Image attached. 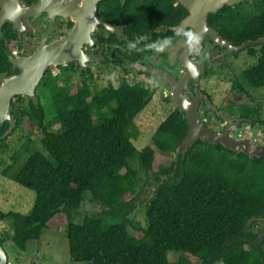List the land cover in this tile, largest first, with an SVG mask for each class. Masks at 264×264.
<instances>
[{
  "label": "trees",
  "instance_id": "1",
  "mask_svg": "<svg viewBox=\"0 0 264 264\" xmlns=\"http://www.w3.org/2000/svg\"><path fill=\"white\" fill-rule=\"evenodd\" d=\"M222 19L223 30L237 31L241 41L264 36V17ZM248 46L256 60L242 76L252 87L264 88V42L259 49ZM11 48L0 36V75L15 70L8 55ZM51 68L38 85L49 99L38 87L32 96L18 94L11 103V120L0 123L1 151L9 146L11 129L24 119L30 133L43 132L42 149L33 151L15 174L17 182L36 192L33 208L27 214L0 209V219L13 227L10 233L0 232L2 245L10 240L25 250L64 213L76 261L264 264V155L201 137L181 149L189 124L184 111L175 107L153 131L152 144L138 148L133 141L139 135L135 118L153 98L152 83L146 86L122 77L117 86L109 82L99 87L93 73L61 64L55 74ZM233 88L237 99L245 91L241 83ZM228 100L230 107L233 101ZM31 143L29 138L13 152L4 175ZM158 152L175 157L154 168ZM87 194L101 208L76 220ZM137 207L145 209V225L130 215ZM172 250L180 252L175 261L168 257Z\"/></svg>",
  "mask_w": 264,
  "mask_h": 264
},
{
  "label": "flooded vegetation",
  "instance_id": "2",
  "mask_svg": "<svg viewBox=\"0 0 264 264\" xmlns=\"http://www.w3.org/2000/svg\"><path fill=\"white\" fill-rule=\"evenodd\" d=\"M5 1L11 2V0ZM93 2L94 0H12L15 6L11 15L15 17L18 24L14 19L9 18L1 22L0 36L13 46L11 51L14 55H30L41 44H50L56 39L73 37L77 20L82 19L83 32L79 40V48L83 52L80 57L82 60L69 58L63 63L66 68L76 67L78 72L93 73L94 76L107 73L106 76L109 78L114 71L123 74L135 71L140 75L143 74L154 85L155 82L165 81L161 70L178 78L188 71L189 64L194 67L202 65L204 71L200 76L198 88L203 90L211 102V95L201 86V83L212 66L218 63L224 64L227 72H235L232 86L234 83H241L239 76H242L244 69L240 71L234 67L241 59L240 54L244 51L248 53L250 48L248 45L259 49L264 42V39L255 42L264 36L256 40L241 41L243 39L240 33L230 29L223 30L225 25L222 23L224 20L222 18L231 16L245 20L264 17V0H230L216 10L208 12L207 25L215 29L221 39L230 44L229 46L218 44L210 34L206 33L198 46L194 48H190L179 34L180 31L189 28L197 33L198 26L196 22L185 27L181 26L183 19L192 15V10L181 0H95L94 5ZM4 7L0 3V13ZM200 10L201 8L194 7L192 16L199 17L196 15ZM164 38H168L170 43L159 51L155 47L148 46L160 43ZM246 41H253V43L242 49L234 48ZM248 54L253 57L250 53ZM142 67L147 69L140 70ZM148 68L158 70L159 74L149 71ZM14 69H12L14 72L8 75L20 72L19 67ZM168 77L171 76L168 75ZM188 86L186 94L192 98L196 95L195 80H190ZM243 87L245 95L247 88L251 86L243 85ZM162 88L168 93L166 88ZM204 98L201 99L200 111H203L207 124L215 131H226L232 128L231 134L234 137L247 138L239 131L245 123H250L255 129L259 126L264 130V119L260 117L262 108L257 103L254 104L255 101L234 100L230 107L227 103V116L220 111L216 112L214 108L215 122L221 125V128H216L210 124L211 118L208 115L213 110V102L208 105ZM245 108L250 109L248 115L243 113ZM227 118H231V121L228 122ZM255 143L264 146V142Z\"/></svg>",
  "mask_w": 264,
  "mask_h": 264
},
{
  "label": "rangeland",
  "instance_id": "3",
  "mask_svg": "<svg viewBox=\"0 0 264 264\" xmlns=\"http://www.w3.org/2000/svg\"><path fill=\"white\" fill-rule=\"evenodd\" d=\"M240 55L241 59H239V62L234 65V67L240 71L245 69L250 64H253L256 60V57L250 56L246 51ZM106 75L107 73L95 76V82L99 87H103L109 82H112L117 86L120 84L122 77H125L129 82H141L146 86L151 83L143 74L140 75L135 71H131L127 74L114 71L110 78ZM234 76V71L227 72V68L224 64L218 63L217 65L212 66V69L208 71L202 80L201 86H203V88L208 91L212 97L214 107L212 112L208 115L211 118L210 124L216 128H221V125L218 122H215V109L216 112L220 111L224 116H227L226 104L229 98L232 99L231 101H255L253 103H257L262 108V114L260 117L261 119H264V88H253L244 80L242 76H239L240 82L247 87L251 86V88H247V92L249 93L245 92V95H241L240 99H235L232 95L234 89L232 86V80ZM60 84H64V81L61 80ZM38 91L41 92L43 98L49 99L50 95L43 89V87L39 86ZM167 97H169L168 93H166L163 88L160 87L155 89L152 100L135 118L137 128L139 129V135L137 138L133 139V141L138 148L152 144L153 131L174 108L173 101H171V98L169 100ZM46 106L49 113L53 112L54 107L50 100L46 103ZM200 113L203 114V111H200ZM226 120L230 122L231 118H227ZM25 124L26 119L22 121L21 126L18 128H12L7 138V142L9 144L7 150L1 151L0 149V209L4 211L14 210L27 214L33 208L36 192L17 182L15 180V174L33 151L36 149H42L41 138L43 136V132L40 129H36L30 133L29 128ZM57 126L58 124L55 125V127ZM239 131L245 134L247 138L252 139L254 142H264V130L259 126H256L255 129L250 123H245ZM29 138L32 140L29 149L16 162L9 174L4 175L3 170L12 162L11 155L13 152L20 148ZM174 157V153L164 154L158 152L154 162V168H157V165L161 162L169 163ZM135 165L137 166V163H135ZM143 198L144 197H141L140 199ZM98 207L101 208L100 205H98ZM98 207L95 202L90 200L89 194H87L86 199L83 201L76 214L75 219L80 220L84 213L96 211ZM130 215L133 219L141 222L143 225L146 224L144 217L145 209L143 207L135 208ZM66 226V215L64 213L56 215L49 222V225L42 230L40 238L30 240L25 250L18 248L12 241L6 240L3 243V247L8 254L9 264H92V262L88 260L76 261L72 259L68 244ZM12 228V224L9 220L0 219V232L3 235L10 233ZM131 230H133L132 227ZM261 232L264 234V226L261 228ZM179 256L180 252L175 250L170 251L168 254L171 261L177 260ZM215 264L224 263L218 261Z\"/></svg>",
  "mask_w": 264,
  "mask_h": 264
},
{
  "label": "water",
  "instance_id": "4",
  "mask_svg": "<svg viewBox=\"0 0 264 264\" xmlns=\"http://www.w3.org/2000/svg\"><path fill=\"white\" fill-rule=\"evenodd\" d=\"M184 5L188 6L192 10V15L194 12V7L201 8L200 12L196 15L199 17L189 16L183 19L182 27L190 25L194 22L198 24L197 33L200 36L199 42H201L204 34H210L218 44L229 46L225 40H222L218 35L217 31L207 25V13L216 10L224 2H230V0H181ZM95 2V0H94ZM93 2V5H94ZM5 7L0 13V23L4 22L6 19L17 20L12 14L14 12L15 4L11 2H6L5 0H0ZM193 17V19H192ZM82 19L77 20V27L73 30V37L68 39H56L50 44H41L40 47L30 55L16 56L12 51H8L9 58L13 64L14 68L19 67L20 72L8 75V72H2L0 75V123L11 120L12 111L11 103L18 94H24L32 96L36 93L37 87L44 76L47 68L50 65H61L69 58L80 59L83 53L80 50L79 40L81 39V34L83 32ZM81 24V25H80ZM194 25V24H193ZM82 29V30H81ZM263 38H259L255 42H260ZM253 41H246L235 49H242L248 44H252ZM76 50V51H75ZM82 60V59H80ZM147 68L142 67L140 70H145ZM195 74L190 67L188 71L181 74L178 78L176 76L170 75L167 71L161 70L162 74L165 76V81L161 83L155 82L153 87L166 88L168 95L173 101L174 107L179 108L184 111L185 117L189 124V131L180 145L181 149H186L190 147L198 137H201L205 141L209 142H221L225 146L230 147L235 150L246 151L247 153H256L264 155V146L255 143L251 139L234 137L231 134V129L226 131H215L214 128L209 126L206 119L203 118V114L200 113V103L201 99L204 98L208 105H211V99L206 97L203 90L198 88L200 76L202 71H204V66L199 65L194 67ZM150 71L151 69L148 68ZM160 70V69H159ZM159 74L158 70H151ZM166 74V75H165ZM171 76V77H168ZM195 80V96L190 98L186 94L188 89V82L190 80ZM0 264H8V254L4 249L0 240Z\"/></svg>",
  "mask_w": 264,
  "mask_h": 264
},
{
  "label": "clouds",
  "instance_id": "5",
  "mask_svg": "<svg viewBox=\"0 0 264 264\" xmlns=\"http://www.w3.org/2000/svg\"><path fill=\"white\" fill-rule=\"evenodd\" d=\"M179 34L190 48H194V47L198 46L200 36L198 33L194 32L191 28H189L187 30H182V31H180ZM169 43H170L169 39L164 38L160 43H156V44L148 45V46L155 47L156 50L159 51L160 49H162L165 45H167ZM189 67L192 69L193 74H195L194 66L189 64ZM9 263L10 262L8 260V264Z\"/></svg>",
  "mask_w": 264,
  "mask_h": 264
},
{
  "label": "built area",
  "instance_id": "6",
  "mask_svg": "<svg viewBox=\"0 0 264 264\" xmlns=\"http://www.w3.org/2000/svg\"><path fill=\"white\" fill-rule=\"evenodd\" d=\"M52 72L56 74L58 72L57 67H53Z\"/></svg>",
  "mask_w": 264,
  "mask_h": 264
}]
</instances>
